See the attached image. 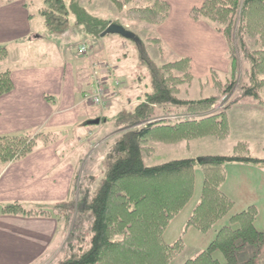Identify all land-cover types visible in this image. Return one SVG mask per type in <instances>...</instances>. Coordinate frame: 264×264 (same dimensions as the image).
<instances>
[{
    "label": "trees",
    "instance_id": "1",
    "mask_svg": "<svg viewBox=\"0 0 264 264\" xmlns=\"http://www.w3.org/2000/svg\"><path fill=\"white\" fill-rule=\"evenodd\" d=\"M109 1L124 11L135 0ZM44 4L40 13L44 26L51 33L64 34L70 15L65 0H44ZM170 13L168 2L155 0L149 6L129 7L124 16L159 26ZM190 17L195 22L211 23L229 44L232 79L220 92L226 95L234 90L240 54L250 64L249 83L233 104L250 98L264 105V0H205L201 7L191 10ZM110 24H104L97 35L101 36ZM149 42L158 44L160 40ZM145 45L141 40L137 46L152 77L151 90L133 109L117 115L118 141L106 156L104 178L97 188L86 184L94 180H81L77 199L58 204L51 212L27 210L20 203L0 209L4 215H52L63 221L66 231H71L66 254L59 264H172L186 248L187 231L209 234L233 211L234 201L222 190L228 178L226 165H264V159L238 152L145 165V156L154 151L150 142L175 145L206 137L225 139L231 133L227 110L212 112L223 95L197 100L180 98V86L194 81L191 61L186 58L160 65L150 57ZM9 56L8 48L0 45V62ZM13 87L10 72L0 73V97ZM53 140L51 134L44 133L0 136V164L18 160ZM245 145L239 143L234 149L238 151ZM197 168H201L203 176L199 203L183 235L168 244L165 234L169 226L194 197ZM258 214V208L250 206L231 216L230 225L218 230L207 248L185 264H238L239 254L246 248L254 249V258L260 255L264 233L256 227ZM84 218L89 222L88 233L82 228ZM217 252L223 254L224 263L215 258Z\"/></svg>",
    "mask_w": 264,
    "mask_h": 264
},
{
    "label": "crops",
    "instance_id": "2",
    "mask_svg": "<svg viewBox=\"0 0 264 264\" xmlns=\"http://www.w3.org/2000/svg\"><path fill=\"white\" fill-rule=\"evenodd\" d=\"M161 1L170 4L171 14L165 23L150 28V31L162 40L171 53L190 58L193 67L197 68V76L203 77L211 66L221 67L218 71L225 72L222 68L227 69L230 66L227 57L230 48L226 39L209 22H195L190 17V11L204 0ZM28 7L26 0H0L1 46L9 50L11 43L43 41L45 27L42 20L37 21L39 10L33 15ZM91 55V58L78 57L80 63L78 62L76 68L63 60L53 64L40 61L26 63L25 50L22 51L25 61L18 63L17 67L13 64V68L10 67L11 55L7 61L0 63V73L10 72L14 85L10 93L0 97V136L43 132L54 137L53 142L48 145H41L13 162L0 164V209L12 203H20L27 210L51 211L58 204L77 199L76 182L80 172V160L65 148V145L70 143V138H62L61 135L70 133L92 119L91 114L80 108L84 105L83 93L90 89L91 60L108 64L110 53L98 47ZM81 74L88 77V81ZM81 82H85L83 87ZM94 113L95 119L106 117L99 116L98 109H95ZM233 168L239 170L237 183H240L241 189L237 191L240 193H252L250 184L253 183L248 181V178H251L250 172L264 174V169L261 171L250 165L229 164L228 178L222 189L227 196V191L230 192L227 188L232 186L233 176L230 171ZM262 191L264 206V181ZM188 206L185 210H188ZM248 207L240 206L238 211L235 207L232 212L237 214ZM185 210L169 226L165 234L168 244L178 240V231L188 216L183 215ZM220 224L226 223L222 220L217 226ZM223 225L215 230L214 238ZM65 230L63 221L52 215L23 216L0 213V264H55L65 255L68 237ZM190 235L197 239V242L202 240L203 243V238L194 229H190L184 237L186 249ZM211 242L212 240L209 243ZM217 254L218 252L215 256ZM174 262L172 264H176ZM185 263L186 261L181 264Z\"/></svg>",
    "mask_w": 264,
    "mask_h": 264
},
{
    "label": "rangeland",
    "instance_id": "3",
    "mask_svg": "<svg viewBox=\"0 0 264 264\" xmlns=\"http://www.w3.org/2000/svg\"><path fill=\"white\" fill-rule=\"evenodd\" d=\"M26 1L28 2V9L31 14H37V11L39 10L37 21H43L40 13L45 7L44 0ZM154 1L155 0H142L139 2V0H135L127 6L124 11H120L109 0H65L70 9V15L68 17V30L64 34L51 33L44 26L45 37L42 38L43 41L39 40L37 43L23 41L9 44L11 55L9 64L11 68H13L12 64L17 67L18 63H23L25 61V58L22 56L23 50H25L27 57L26 63L40 61L45 64H53L63 60V62L72 64L75 68L80 60V57L76 56L77 48L80 44H83L84 41L91 42V53H94L95 48L98 47H102L104 52L108 51L110 53V59L108 60L109 65L106 74L108 77L104 79L108 85V87L107 85L106 87L109 89L108 97L106 98L107 104L104 107H97L87 104L83 99L84 105L80 108L87 114H91L90 117L92 119L87 120L86 124L80 125L79 128L72 130L70 133L61 135L62 138H70L71 141L65 145V148H67L71 155L75 154L77 157L76 159L80 160V172L76 182L77 191L79 183L84 179L94 180V183L86 181V184H89L91 189L97 188L100 181L104 178L106 156L118 141L117 133H115L117 115L121 111L133 109L134 106L144 99L145 94L149 93L151 90L152 77L147 69L146 63L142 60L141 50L137 44L132 40H126L121 36L110 35L104 38L98 36L97 33L102 26L104 24L106 25L118 22L120 23L119 25H122L129 31L135 33L143 42H145L146 50L150 57L160 65L186 58L191 61L188 57H182L174 52L171 53L172 51H170L168 47H165L162 40L156 37L153 31H150V28L156 26L150 25L146 22L127 19L124 16V12L129 7H145L151 5ZM203 3L197 7H201ZM153 39H158L160 42L158 44L149 42ZM227 57L229 58L230 66H228L227 69H223L225 67L222 68L225 72L223 71L221 73L218 71L221 67L211 66L208 69V72L206 71V74L202 75L203 77L197 76V68L193 67V63L191 61V74L194 77V81L190 84L180 86V98L197 100L216 97L220 94L223 95L214 106L212 112L227 110L231 125V133L229 137L225 139L206 137L184 141L175 145L150 142L149 146L153 147L154 151L152 154L145 156L144 158L145 165L147 167L157 166L173 160L186 158H198L211 155L230 156L236 152L264 159V105H260L259 101H255L250 98L241 99L233 104V101L240 95V90L249 83L248 72L250 70V64L244 60L242 55L239 54L238 69L235 75L236 86L232 93L225 95L222 94L220 90L221 88H224L227 82L232 79L230 50ZM22 58L24 60H22ZM58 65L61 64L58 63ZM81 76L86 78V81H88V77L84 74H81ZM108 79H110V81H108ZM117 83L119 84L118 87L116 86ZM218 83H221L222 86L217 87ZM80 85L83 87L85 82H81ZM87 92L88 90L85 91L83 95ZM261 94L264 101V91H262ZM90 109L93 112H91ZM95 109H98L99 116H106L105 119H95ZM170 109L172 111L173 108ZM175 111L177 112L178 110L175 109ZM170 115H172V113ZM96 120H100L98 125L94 124ZM239 143L246 145L242 146V148L237 151L234 148L236 145H239ZM227 166L228 165H226V170ZM250 166L260 169L261 171L264 169V165ZM236 169L233 168L230 171L233 176V180L231 182L232 186H228L227 188L230 191H227V193H229L228 197L234 201L236 211H238L237 208L240 206L241 208L250 207L252 205L256 206L259 211L256 227L259 231L264 233V206L262 199V182L264 181V174H262V172H250L251 178H248V181L250 180L253 184L258 185L250 184L252 193H240L237 191V189L240 188V183H237V179L240 177V174L239 170ZM202 182L203 176L201 168H197L195 194L189 203L187 208L188 210H185L186 208L184 209L185 212L183 215L188 216L182 224L180 231H178V239L185 232L187 220L199 203ZM233 214L235 213L231 212L229 216L224 219V223H226L225 225L220 224V226H217L219 224L218 223L212 230L213 232L211 231L212 234H210L211 232L209 234H202L194 229V231H196V233L203 238V243L202 240H198L197 242V239L190 235L187 238V249L185 248L186 250H184L174 263L181 264L185 261L187 262L199 254V252L203 250L202 248L206 249L210 244V240L214 239L213 236L215 234V230L219 229V227L221 228V225L225 227L229 226L230 218ZM88 225V220L84 218L82 225L84 233H88L86 230ZM70 231V229L69 231L65 230L66 235L68 236L67 240L70 236ZM195 242H197V245ZM262 249L261 254L255 258L253 257L254 252H252L254 249L246 248L241 251L238 258V264H264V247ZM66 251L65 247V254ZM215 258L220 260L222 263L225 262V258L221 252H218ZM62 259H59L55 264H59Z\"/></svg>",
    "mask_w": 264,
    "mask_h": 264
},
{
    "label": "built area",
    "instance_id": "4",
    "mask_svg": "<svg viewBox=\"0 0 264 264\" xmlns=\"http://www.w3.org/2000/svg\"><path fill=\"white\" fill-rule=\"evenodd\" d=\"M90 47L87 44H82L78 49L79 56H86L89 53ZM92 79L94 80L93 89L85 94V102L97 107H104L106 98L108 97V89L105 86V81L98 76L96 71H93ZM117 87L119 84L117 83Z\"/></svg>",
    "mask_w": 264,
    "mask_h": 264
},
{
    "label": "water",
    "instance_id": "5",
    "mask_svg": "<svg viewBox=\"0 0 264 264\" xmlns=\"http://www.w3.org/2000/svg\"><path fill=\"white\" fill-rule=\"evenodd\" d=\"M110 35L121 36L122 38L126 40H132L137 45L141 43V39L135 33L129 31L127 28L119 24L111 23L107 27V29L101 34V37L104 38ZM99 123H100V120H96L94 122L95 125H98Z\"/></svg>",
    "mask_w": 264,
    "mask_h": 264
}]
</instances>
